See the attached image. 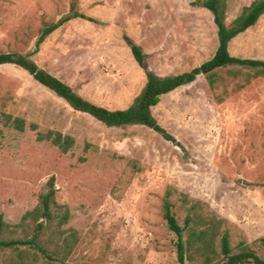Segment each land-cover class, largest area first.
<instances>
[{
	"label": "rangeland",
	"instance_id": "obj_1",
	"mask_svg": "<svg viewBox=\"0 0 264 264\" xmlns=\"http://www.w3.org/2000/svg\"><path fill=\"white\" fill-rule=\"evenodd\" d=\"M195 1L79 0V11L96 22L65 24L35 53L41 29L66 16L72 0H2L0 54L28 55L90 102L126 109L146 74L125 35L142 48L148 69L158 76L191 71L213 57L217 28L210 12L192 5ZM253 1L228 0L227 22ZM229 51L264 60V15L230 43ZM211 79L213 84L200 76L153 108L175 139L170 142L141 125L107 128L74 111L23 69L0 66L5 224L0 239L30 240L37 223L47 225L42 218L22 219L39 205L54 177L56 202L70 212L62 230L79 239L71 256L56 264H180L177 236L162 213L169 191L182 227L185 196L200 202L204 214L223 220L234 253L245 243L264 259V75L232 66ZM5 116L23 119L24 131L5 125ZM50 131L71 137L72 149L65 154L50 141H38ZM35 253L28 246L0 250V264L20 257L31 262ZM222 261L219 256L212 264Z\"/></svg>",
	"mask_w": 264,
	"mask_h": 264
},
{
	"label": "trees",
	"instance_id": "obj_2",
	"mask_svg": "<svg viewBox=\"0 0 264 264\" xmlns=\"http://www.w3.org/2000/svg\"><path fill=\"white\" fill-rule=\"evenodd\" d=\"M192 5L206 9L213 17L218 39V46L213 57L191 71L162 77L148 69L146 65L147 56L142 48L125 35L126 46L135 62L146 74L144 87L126 109L111 110L90 102L61 79L40 68L28 55L0 54V66L14 65L23 69L37 83L64 100L74 111L91 116L107 128L141 125L151 129L165 140L175 142V139L158 123L152 112L163 96L194 83L200 76L209 78L210 83L213 84L211 78L216 71L232 66L251 69L258 75H264V60L235 57L229 51L230 43L254 27L264 15V0H254L250 5L244 6L240 15L231 23L227 22L228 0H196ZM77 19L96 22L94 18L79 11V0H72L69 13L66 16L55 23H46L41 29L36 42L35 53L39 51L49 36L65 24ZM4 120L7 126L21 132L25 129V122L21 118L5 116ZM44 140L50 141L65 154L74 146V140L71 137L63 136L58 132L50 131L45 135L39 134L38 141ZM48 188V192L41 195L39 205L33 211L27 212L22 219L26 221L31 218L33 221H38L39 218H42L47 222V225H43L41 222L37 223L34 236L30 240L7 241L0 239L1 251L16 249L18 246H28L36 252L35 257L31 262L20 257L16 261L10 260L8 264H56L59 261H65L73 253L79 239L76 232L67 234L65 230H62V227L69 222L70 212L66 206H59L56 202L54 177L49 180ZM172 198L173 193L171 191L166 193L162 213L169 230L177 236L176 248L180 264H186L187 261L195 262L197 259L201 260L203 264H212L219 256H222L223 261L217 264H264V259L245 243H240L239 252L234 253L229 233L222 230L223 220L212 214H204L200 202L190 200L185 196L180 199L181 206L186 211L184 227H182L175 215L176 204ZM52 223L56 224L54 229L50 226ZM4 227L5 224L2 216H0V231ZM185 233L186 240L184 239ZM218 241L219 252L216 244ZM50 245H54V249L50 250Z\"/></svg>",
	"mask_w": 264,
	"mask_h": 264
},
{
	"label": "water",
	"instance_id": "obj_3",
	"mask_svg": "<svg viewBox=\"0 0 264 264\" xmlns=\"http://www.w3.org/2000/svg\"><path fill=\"white\" fill-rule=\"evenodd\" d=\"M177 144H179V143H177Z\"/></svg>",
	"mask_w": 264,
	"mask_h": 264
}]
</instances>
